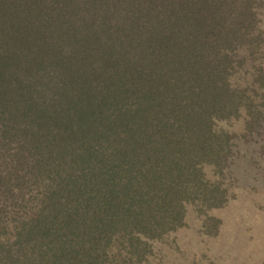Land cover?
<instances>
[{
  "label": "trees",
  "instance_id": "1",
  "mask_svg": "<svg viewBox=\"0 0 264 264\" xmlns=\"http://www.w3.org/2000/svg\"><path fill=\"white\" fill-rule=\"evenodd\" d=\"M206 1L0 0V264H104L201 196L240 28Z\"/></svg>",
  "mask_w": 264,
  "mask_h": 264
},
{
  "label": "rangeland",
  "instance_id": "2",
  "mask_svg": "<svg viewBox=\"0 0 264 264\" xmlns=\"http://www.w3.org/2000/svg\"><path fill=\"white\" fill-rule=\"evenodd\" d=\"M212 3L221 28L228 18L240 27L231 70H220L230 86L215 116L229 138L226 157L200 165L205 189L171 228L133 251L117 235L104 264H264V0Z\"/></svg>",
  "mask_w": 264,
  "mask_h": 264
}]
</instances>
